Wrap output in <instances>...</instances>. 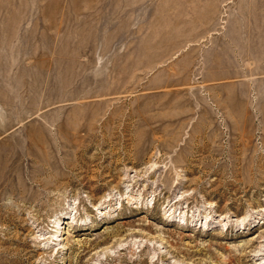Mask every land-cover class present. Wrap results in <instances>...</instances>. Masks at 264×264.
Here are the masks:
<instances>
[{
  "label": "rangeland",
  "instance_id": "rangeland-1",
  "mask_svg": "<svg viewBox=\"0 0 264 264\" xmlns=\"http://www.w3.org/2000/svg\"><path fill=\"white\" fill-rule=\"evenodd\" d=\"M0 264H264V0H0Z\"/></svg>",
  "mask_w": 264,
  "mask_h": 264
}]
</instances>
